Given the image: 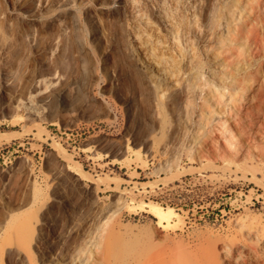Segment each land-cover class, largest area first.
Returning a JSON list of instances; mask_svg holds the SVG:
<instances>
[{
  "label": "rangeland",
  "instance_id": "rangeland-1",
  "mask_svg": "<svg viewBox=\"0 0 264 264\" xmlns=\"http://www.w3.org/2000/svg\"><path fill=\"white\" fill-rule=\"evenodd\" d=\"M231 1L0 0V264H82L81 245L89 264L126 245L132 264L150 236L148 259L182 264L221 254L239 217L264 222V107L233 114L240 134L206 81L264 58L220 44L227 23L212 28L211 12ZM223 124L251 154L230 152ZM144 202L182 221L164 229Z\"/></svg>",
  "mask_w": 264,
  "mask_h": 264
},
{
  "label": "bare ground",
  "instance_id": "bare-ground-1",
  "mask_svg": "<svg viewBox=\"0 0 264 264\" xmlns=\"http://www.w3.org/2000/svg\"><path fill=\"white\" fill-rule=\"evenodd\" d=\"M221 5L223 4H220L219 6L217 5L218 8H214L211 12L212 28H216L217 26H222L223 19H225L227 23L226 29H224V31H222V34L220 33L219 35L218 40L222 42L220 44L230 42L236 47H238L237 50L241 49L240 47H242V49L244 48L248 49V46L252 45L255 47L256 54H258V52L262 48L264 49V0H246V9L245 8L243 9L241 7L240 0H232L231 2L226 3L225 7L227 10L225 14H222ZM245 15H246V18H245ZM244 19H246L245 20L246 22H244ZM229 20L231 21L229 22ZM238 20H239V23H238ZM233 21L234 23H236L237 21L235 26L232 25ZM240 21H241V24H240ZM175 38H178V35ZM243 41H245V43H243ZM246 43L248 44V46H245ZM233 50H235V48ZM250 53H251V50H250ZM238 54H236V52L234 51V56H236L237 58L241 56ZM237 62L240 63V60L238 59ZM257 62H258V67H260L257 69V72L255 70H248L242 75L241 79L239 78L235 79V77L232 75L231 83H229L228 85H225L223 83L224 85L220 86L216 82L211 81L208 78L206 79L207 85L210 86L208 87V89L210 90L209 91L210 96H212L211 99L215 98V102H216L215 109L216 107H223V108H218V110L221 109L220 111H216L217 109L215 110L216 112L214 111L216 115L218 114L217 117L218 116L227 117L228 115L227 112L230 115H233V114L235 115L236 112H240V111L242 113L243 112V109H241L242 107H245V108L264 107V80L261 82V80L257 77L260 70L264 69V58L262 57V55L257 56ZM223 79H225L226 81L227 78H223ZM199 80H200V73H195L191 76L190 82H188L189 83L188 91H190V96H191V93H193L197 87H201V84H200L201 81ZM190 96L186 98L187 107H190L188 105L193 104L194 102L192 101L193 98H190ZM207 96L204 97L205 98L204 104L206 103V105L208 106V103H210L209 100L211 99H208ZM225 97H227V100H225L226 99ZM32 102L35 103V100L32 99ZM29 108H33V107H29ZM224 113L227 115H224ZM234 115L233 117H236L235 121L237 122V127L239 128V130H241L240 134L243 132H246L248 128L245 127V124L242 123L240 115L238 114H236V116ZM247 117H248V114H247ZM223 125H226V124H223ZM227 127L228 125H226V129H224L225 131L223 132H221L223 130V128H221L222 130L220 132L223 133V137L221 135L222 139L224 138V136H226L225 134L228 131H229L228 133L232 134L233 139L231 137L229 139L226 136V140L228 141V143L225 142L231 145V147H233V149H231L228 146L229 147L228 149H230V152L232 150L234 154L236 155L237 154H241V155L251 154L252 153L251 148H250L251 146L248 144L247 146L245 145L242 147H238L235 134H233L232 129L229 128L230 125L228 128ZM250 133L251 132L246 133L245 135L246 139L250 138L251 136ZM130 149L131 148H128V150ZM137 151L139 152L138 156L140 159V150L138 149ZM189 151L192 152L193 149L192 151L189 149ZM126 159L127 158H125V161ZM120 200H122L121 202L123 203L124 199L121 198ZM125 204H126V201H125ZM140 208L147 210L149 213H151L158 220V225L160 227H163L164 229L175 227L177 224L180 223V221H182L181 216L172 207H164L161 204H158L155 202H149V203L144 202L140 205ZM12 219H13L12 223H15L16 219H14L13 217ZM235 221H236V226H237L236 228H238L239 233H237L231 238V242L229 244H226V245L224 244L225 246L222 248L221 254L217 252L214 247V250L213 252H211L208 259H202L200 257H188L185 255H181L179 257L182 260V264L183 263L185 264H264V222L260 218L256 216H252L250 214L249 216L245 218L239 217ZM150 238H151L150 243L143 246L141 250H139V252L136 251L137 253L135 256L132 255L133 258L135 257L134 259H136L135 262H132V264H160V262L159 263L154 262L151 259H148L146 256L151 251V249L155 248L154 242L156 241L154 240L153 236H150ZM136 244L137 242L134 243V246ZM126 249H127L126 245H123V246L117 245V246L111 247L110 257L112 259V262L111 260H108L106 264H131V262H129L128 260L130 257H128L127 255L128 252H126L127 251ZM77 250H78L77 252L78 259L82 260L81 263L89 264L91 257L93 255V252L92 251L89 252L90 249H87L83 245L77 248ZM0 258L2 257L0 256ZM153 258L154 257H152V259ZM173 261H175V259Z\"/></svg>",
  "mask_w": 264,
  "mask_h": 264
}]
</instances>
